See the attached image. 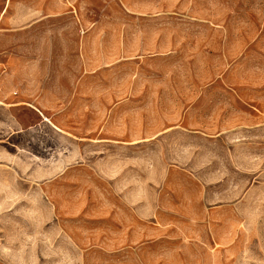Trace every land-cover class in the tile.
I'll return each mask as SVG.
<instances>
[{"label": "rangeland", "instance_id": "374dc122", "mask_svg": "<svg viewBox=\"0 0 264 264\" xmlns=\"http://www.w3.org/2000/svg\"><path fill=\"white\" fill-rule=\"evenodd\" d=\"M93 2L100 4L103 1ZM139 2L148 5L150 0ZM171 2L167 1L169 11ZM173 2V24L169 21L158 25V29L164 32L174 29L176 34H181L185 30L205 29L197 19L206 17L208 33L213 34L216 28L228 33L242 31L244 38L240 35L237 40L240 45L251 41L245 38L247 32L251 34L262 27L256 9L259 6L264 9V1L239 0L237 13L231 12V0ZM247 4H250L249 12ZM190 20H196L198 24H191ZM140 26L144 35L156 31L155 24L145 20ZM76 27L71 20H64L63 54L59 56L48 53L43 62L52 89L62 92V103L52 104L54 111H48L47 121L49 125L57 124L63 130L62 149H57L59 146L56 148L62 155V181L60 185L55 184L54 168H51L50 160H47L46 166L42 165V159L40 166L33 161L40 152L34 150L35 146L32 145L31 180L37 178L39 181L31 182V217L32 224H38L39 235L46 238V256L41 257L46 262L22 264H114L109 260L103 261V258L102 262L90 260L86 263L83 260L84 248L81 245L97 235L93 223L88 219V215L100 212L98 208L102 207L103 200L96 192L110 190L123 193L127 200H133L135 191L146 194L153 189L170 193L167 200L184 199L186 205L191 204L192 210L201 211V206L207 205L212 208V212L208 215L193 213L192 218L197 221L178 225L169 231L144 227L143 240L167 234L175 244L170 248L145 244L142 253L135 257L137 264H153L162 256L163 260L164 256H169L173 261L167 263L160 260L159 264H264V103H232L228 99L234 94L242 97L248 88L240 85L248 79H254L250 81L252 84L255 80H262L264 73L255 72L252 68L247 70L246 67L252 64H243L239 70H226L228 66L215 55L206 56V70L200 71L198 50L191 55L183 54L182 50L170 55H146L143 57V66L155 63L159 70L158 76L148 82H158L162 86L160 102L119 104L117 110L126 114L120 113V118L109 120L111 150H93L92 136L87 129L94 130L92 124L95 120L81 114L86 111L87 103L72 102L69 97L75 91L74 80L83 73ZM78 28L81 34L80 25ZM3 41L0 40V79L7 77V64L12 58H15L14 73L18 77L23 67V55L17 54L16 45L7 47V40ZM12 51H15L14 56ZM30 59L32 67L38 66L37 56H30ZM144 72L147 78L154 76L151 75L152 71ZM225 79L237 82L238 85L231 87L223 83ZM105 82L109 84V81ZM203 84H206V92L200 95L199 90L203 91ZM116 105L111 103L109 109L114 110ZM157 111L160 120L162 118L168 122L162 131L168 128L171 130V124L178 121L179 117L183 120L182 126L176 127L179 131H175L178 132L169 130L170 133L161 136L158 145L151 149L148 145L151 138L144 136L146 138L142 141L136 140L137 122L140 121L137 116L139 113L143 117L145 134L150 127L152 113L154 115ZM255 125L259 128L252 130ZM46 145L50 147L47 151L49 159L54 155L53 135L46 136ZM118 145L124 148L118 149ZM104 153H108L109 157L104 159L110 162L105 172ZM103 173L110 175V183L95 179V175ZM243 201L246 204L242 205ZM231 205L238 206L242 214L239 215L238 226L234 224L235 218L230 213ZM38 208L41 211L46 209L45 216L34 213ZM198 216L202 222L198 223ZM60 224L61 255L60 248L55 254L54 242L50 239L51 233L54 236V230L57 228L58 231ZM133 259V256H129L125 263Z\"/></svg>", "mask_w": 264, "mask_h": 264}, {"label": "crops", "instance_id": "0c3cea01", "mask_svg": "<svg viewBox=\"0 0 264 264\" xmlns=\"http://www.w3.org/2000/svg\"><path fill=\"white\" fill-rule=\"evenodd\" d=\"M102 1L100 4H94L93 0H0V40L1 42L7 40V47L16 45L17 54L23 55L21 74L15 76V58H12L7 64V77L0 79V264L46 262L45 258H41L46 256V238L39 235L38 224L34 222L32 224L31 217V182L39 181L37 178L31 180V151L33 145L34 150L40 152V155L33 158L38 166L42 164L41 159L44 161L43 166H46L47 160H50L51 168H54L55 184L60 185L62 155L57 149L60 151L62 149L63 130L57 124L49 125L47 121L48 111H54L52 104L62 103V92L52 89L43 62L48 53L59 56L63 54L64 20L69 19L77 25L75 35L79 37L78 50L83 65V73L74 80L75 91L69 94V97L72 102L87 103L86 111H82L81 114L84 113L88 118L95 120L92 124L94 130L90 127L87 129L88 134L92 136L93 150L103 152L111 150L109 120L120 118V113L126 114L117 110L119 104L160 102L159 92L162 86L158 82H148L158 76L159 70L155 63L143 66V57L146 55H170L179 50H182L183 54L191 55L198 50L200 71L206 70V56L215 55L222 59L221 62L225 66H228L226 70H239L243 64H252L246 69L252 68L255 72L264 73L262 6L256 9L259 13L258 22L262 27L255 29L251 34L247 32L245 38L251 41L239 45L237 40L240 35L244 38L242 31L228 33L216 28L212 37L213 34L206 30V17L197 19V22L205 28L202 30H185L181 34H176L174 29L165 32L158 29L159 23L167 24L170 21L173 24L175 19L173 0L170 11L167 7L168 0L166 2L150 0L148 5H141L139 0ZM238 3L239 0H231L232 13L238 12ZM249 8L250 4H247L248 12ZM144 20L155 24L154 33L144 35L140 26ZM197 22L189 21L191 24H198ZM2 44H5L4 41ZM12 55H15V51H12ZM30 56H37L38 66H31ZM144 71H152L151 75L154 76L147 78ZM248 80L240 85L248 88L247 93L242 94V97L240 94L228 97L232 103L237 101L264 103V78L258 80L260 82L255 80L253 84L250 81L254 79ZM105 81H109V84L107 85ZM224 82L231 87L238 85L237 82L226 79L223 80ZM205 92L206 84H203V91L199 90V94L203 95ZM148 96L151 98L148 99ZM111 103L118 104L114 110L109 109ZM158 114V111L154 112V115L152 113L150 127L145 134L143 117L139 116V113L137 116L140 121L137 122L136 140L151 138L148 144L151 149L158 145L161 136L170 131L178 132L176 127L182 126L183 118L179 117L178 121L171 124V130L168 128L162 131L168 122L162 118L160 120ZM255 128H259L258 125L252 126L251 129ZM219 132L223 133V131ZM230 132L234 133V131ZM48 134L53 135L55 141L54 155L49 159L47 151L50 147L46 145ZM117 147L124 148L120 145ZM103 155V159L109 157L108 153ZM103 164L105 172L110 162L104 159ZM95 177L96 180L101 179L103 183L111 182L109 174H97ZM96 195L103 201L102 207L98 208L100 212L96 211L88 215L97 235L81 245L84 248L83 260L86 263L90 260L102 262L101 258H103V261L109 260L114 264H126L125 259L133 256L134 259L127 264H137L135 257L142 253L145 244L157 248H170L175 244L167 234L143 240L144 227L151 226L157 230L169 231L178 225L197 221L192 218L193 213L201 212L208 215L212 212V208L207 205L201 206V211H197L192 210L191 204L186 205L184 199L167 200L170 193L166 190L153 189L146 194L135 191L133 200H127V196L123 193L110 190L96 192ZM57 198L56 192L55 199ZM243 204H246L245 201L242 202ZM55 205L57 207V201ZM39 209L34 213L45 216L46 209L42 211ZM230 210L235 218L234 224L238 226L239 215H242L239 213V207L231 205ZM199 222H202L200 216H198ZM54 231V236L51 233L50 239L54 242L55 254L60 248L61 255L62 225L60 224L58 231L57 228ZM133 235L137 237H132ZM160 260L168 263L173 261V258L164 256L163 260L162 256L153 264H159Z\"/></svg>", "mask_w": 264, "mask_h": 264}]
</instances>
